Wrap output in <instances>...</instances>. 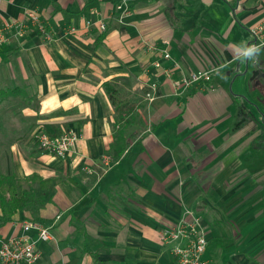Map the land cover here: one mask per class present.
<instances>
[{"label": "crops", "instance_id": "0c3cea01", "mask_svg": "<svg viewBox=\"0 0 264 264\" xmlns=\"http://www.w3.org/2000/svg\"><path fill=\"white\" fill-rule=\"evenodd\" d=\"M125 1L127 14L121 0H0V27L12 23L0 43V102L12 96L30 132L0 135V175L61 180L30 183L28 206L0 220V237L37 220L52 238L37 244L35 264H175L162 232L190 209L211 264H264V148L248 149L264 135L252 117L264 126L262 104L248 94L254 81L263 95L264 59L235 55L253 41L264 0ZM197 70L211 79L175 95L167 71ZM107 82L137 105L121 133ZM67 129L77 135L67 156L37 147L41 131ZM255 162L263 184L248 193L241 169Z\"/></svg>", "mask_w": 264, "mask_h": 264}, {"label": "built area", "instance_id": "2783aa9c", "mask_svg": "<svg viewBox=\"0 0 264 264\" xmlns=\"http://www.w3.org/2000/svg\"><path fill=\"white\" fill-rule=\"evenodd\" d=\"M124 14L128 13L125 0L117 6ZM31 15L33 18L34 16ZM90 22H86L89 26ZM12 26L7 24L4 28L0 27V43L7 40L6 30ZM102 30L103 24L99 25ZM71 31H76V27H70ZM253 41L249 45L264 47V19L258 21L250 27ZM164 57L169 55L164 51ZM158 65L157 63H155ZM174 88L175 95H184L191 91L196 83L209 81L210 71L197 70L188 76L175 77L170 71L166 74ZM151 91L155 94L157 83L151 82ZM152 99L150 93L147 94ZM77 140V135L72 129L63 130L60 133L41 131L37 136V147L44 153L57 157L67 156ZM104 165L108 167L111 160L108 156L102 159ZM21 232L15 235L0 237V264H35L41 257L38 247L39 242L48 241L52 238L51 225L37 220H25L21 223ZM202 222L198 215L190 209L184 211V215L171 227L162 232L163 240L172 245L175 264H211L204 256L207 246V239L203 232Z\"/></svg>", "mask_w": 264, "mask_h": 264}, {"label": "trees", "instance_id": "16d2710c", "mask_svg": "<svg viewBox=\"0 0 264 264\" xmlns=\"http://www.w3.org/2000/svg\"><path fill=\"white\" fill-rule=\"evenodd\" d=\"M104 87L117 115V133H121L124 127L130 123L129 116L135 111L137 105L121 97L119 89L114 83L107 82ZM5 94L6 92H0V97ZM34 181H38L41 189L61 182L60 179L56 178L43 179L37 174H31L23 179L16 178L14 175H0L1 223L12 221L15 212L28 206L32 193L30 183ZM25 182L29 184L28 187L25 186Z\"/></svg>", "mask_w": 264, "mask_h": 264}, {"label": "rangeland", "instance_id": "374dc122", "mask_svg": "<svg viewBox=\"0 0 264 264\" xmlns=\"http://www.w3.org/2000/svg\"><path fill=\"white\" fill-rule=\"evenodd\" d=\"M258 57L264 59V54L260 52ZM253 82L254 81L249 82L248 94H250V97L253 100H255L257 103H259L260 105L262 104L261 106L264 109V97L260 96V93H258V91L254 92V94L252 92V87L254 86ZM263 82H264V79L262 80V83ZM1 100L2 101L0 102V135H28L30 134V132L23 134L24 131L19 129L21 128L20 122L15 120L16 117L20 118V113L23 110L19 105H17L18 102L14 100L12 96L2 98ZM252 117H254V122L257 123V126H258L257 128L262 129L263 130L262 132H264V126L262 125L261 121L258 120V117L254 113V111L252 112ZM8 126H9V130H7ZM43 131H46V130H43ZM250 151L252 150L250 149ZM252 152L256 155L254 151ZM257 165L258 164L255 162L252 166L249 167V170L244 171L243 169H241V174H244V175L245 173L247 174L246 178L248 179V184L251 185L249 187L248 193L254 189L256 191L261 189L257 187L259 184H263L257 181L259 180V176H258L259 169L255 168V166ZM262 191H264V189H262ZM260 211H264V206L260 209Z\"/></svg>", "mask_w": 264, "mask_h": 264}, {"label": "clouds", "instance_id": "9594fccd", "mask_svg": "<svg viewBox=\"0 0 264 264\" xmlns=\"http://www.w3.org/2000/svg\"><path fill=\"white\" fill-rule=\"evenodd\" d=\"M261 49L256 45L240 44L235 49L236 58L240 60H251L259 55Z\"/></svg>", "mask_w": 264, "mask_h": 264}, {"label": "flooded vegetation", "instance_id": "af4514ba", "mask_svg": "<svg viewBox=\"0 0 264 264\" xmlns=\"http://www.w3.org/2000/svg\"><path fill=\"white\" fill-rule=\"evenodd\" d=\"M250 76L251 73H250ZM253 78H255L256 83H258L257 81L259 80L258 78V72L255 73V75L253 76ZM264 86H258L259 90L264 89ZM263 95L262 97H264V91L262 92ZM263 109V108H262ZM258 110V109H257ZM262 111V112H261ZM259 111L260 114H262V117H264V109ZM263 147L264 148V135H251L249 138V142H248V149H251L252 151H259L258 148ZM262 181L264 180V175L261 177Z\"/></svg>", "mask_w": 264, "mask_h": 264}, {"label": "water", "instance_id": "95a60500", "mask_svg": "<svg viewBox=\"0 0 264 264\" xmlns=\"http://www.w3.org/2000/svg\"><path fill=\"white\" fill-rule=\"evenodd\" d=\"M247 65H248V64H247ZM247 71H248V72L250 71L248 66L245 68L244 73H247ZM250 73H251V75H252V77H253V76L255 75V73H257V70H256V69L251 70Z\"/></svg>", "mask_w": 264, "mask_h": 264}]
</instances>
